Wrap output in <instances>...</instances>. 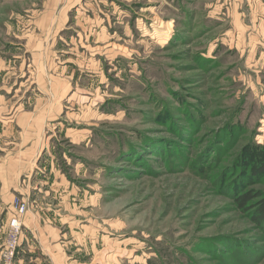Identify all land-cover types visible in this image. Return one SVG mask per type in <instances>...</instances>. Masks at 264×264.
<instances>
[{
	"label": "rangeland",
	"instance_id": "374dc122",
	"mask_svg": "<svg viewBox=\"0 0 264 264\" xmlns=\"http://www.w3.org/2000/svg\"><path fill=\"white\" fill-rule=\"evenodd\" d=\"M82 1L0 0V254L264 264V0Z\"/></svg>",
	"mask_w": 264,
	"mask_h": 264
},
{
	"label": "crops",
	"instance_id": "0c3cea01",
	"mask_svg": "<svg viewBox=\"0 0 264 264\" xmlns=\"http://www.w3.org/2000/svg\"><path fill=\"white\" fill-rule=\"evenodd\" d=\"M90 0H83L82 3L87 4ZM9 206V205H8ZM7 216L5 218V221H7V218L10 216V211L7 210ZM9 215V216H8ZM29 216V217H28ZM43 217L45 219H48V215L46 216L43 214ZM35 220L31 219L30 215L27 213L23 217V223L30 228V225H36L34 223ZM44 222V221H43ZM4 230L2 229L0 233V247L3 243V233ZM39 232V240L36 242L35 240H32L29 234V231L24 228V233L21 236V239L19 240V246L18 247V258L23 264H46V250L49 246L50 239L54 238L56 235H53L52 231L48 228V226L40 225V228L38 229ZM21 241V245H20ZM57 246V245H55ZM55 246H53V249H57ZM61 258V255H59ZM57 258V260H60V258Z\"/></svg>",
	"mask_w": 264,
	"mask_h": 264
},
{
	"label": "built area",
	"instance_id": "2783aa9c",
	"mask_svg": "<svg viewBox=\"0 0 264 264\" xmlns=\"http://www.w3.org/2000/svg\"><path fill=\"white\" fill-rule=\"evenodd\" d=\"M16 208L17 213L13 214L8 220V231L0 254V264H20L16 257L22 222L17 214L22 213L25 206L24 204H18Z\"/></svg>",
	"mask_w": 264,
	"mask_h": 264
},
{
	"label": "trees",
	"instance_id": "16d2710c",
	"mask_svg": "<svg viewBox=\"0 0 264 264\" xmlns=\"http://www.w3.org/2000/svg\"><path fill=\"white\" fill-rule=\"evenodd\" d=\"M262 167H258L257 169H261ZM203 170H205L203 167L200 168V171L203 172ZM252 192H243L238 194L235 197V202L238 206V208H240L241 210H248L247 207V203L252 199ZM253 219L255 220V222L257 223H261L264 221V200L261 201L260 206L255 210V212L253 213Z\"/></svg>",
	"mask_w": 264,
	"mask_h": 264
}]
</instances>
